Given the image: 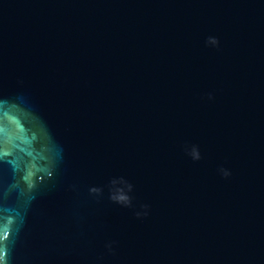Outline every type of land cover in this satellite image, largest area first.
<instances>
[{"label":"water","instance_id":"1","mask_svg":"<svg viewBox=\"0 0 264 264\" xmlns=\"http://www.w3.org/2000/svg\"><path fill=\"white\" fill-rule=\"evenodd\" d=\"M0 264H264V0H0Z\"/></svg>","mask_w":264,"mask_h":264},{"label":"clouds","instance_id":"2","mask_svg":"<svg viewBox=\"0 0 264 264\" xmlns=\"http://www.w3.org/2000/svg\"><path fill=\"white\" fill-rule=\"evenodd\" d=\"M229 175H230V173H227V172L225 173V176H226V177L229 176Z\"/></svg>","mask_w":264,"mask_h":264}]
</instances>
